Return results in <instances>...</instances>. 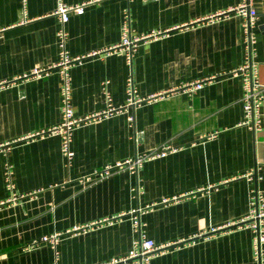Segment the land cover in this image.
I'll list each match as a JSON object with an SVG mask.
<instances>
[{"label":"crops","instance_id":"0c3cea01","mask_svg":"<svg viewBox=\"0 0 264 264\" xmlns=\"http://www.w3.org/2000/svg\"><path fill=\"white\" fill-rule=\"evenodd\" d=\"M81 1L0 0V264H101L140 237L158 247L149 264H255L242 220L256 193L264 202V101L253 130L243 0H95L70 14L66 164L47 132L61 106L54 10ZM247 2L264 95V0Z\"/></svg>","mask_w":264,"mask_h":264},{"label":"built area","instance_id":"2783aa9c","mask_svg":"<svg viewBox=\"0 0 264 264\" xmlns=\"http://www.w3.org/2000/svg\"><path fill=\"white\" fill-rule=\"evenodd\" d=\"M95 0H84L75 4H65L58 2L56 4L54 14L57 17L58 27L55 31L56 46L58 49L57 61L54 67L58 68L60 85V121L59 123L52 127L47 132L57 133L60 137V151L65 158L66 164L69 162L72 151L70 149L71 131L78 122V120L72 118V109L70 103V87L69 79L67 76V69L72 63L77 60V58L70 57L65 48V42L67 33L65 30V23L68 20L70 14L80 15L84 12V7L91 4ZM237 12L246 17L245 22V33H247V38L245 42V56L244 62L240 70L242 72V86H243V109L245 113V123L250 125L253 130H259L261 126V116L260 107L264 101V95L262 93L261 86L257 80L256 68L251 60V35L249 33V27L253 22V18L256 15L255 10L249 8L247 0H243L240 6L237 8ZM137 37H132L129 34L127 26L122 27L121 40L119 46L123 51H125L127 57L131 53L134 47ZM104 83H107L105 81ZM201 83H192L194 89H198ZM128 94H131L130 83H128L127 88ZM167 148L161 150L155 155H164ZM151 156V155H150ZM144 157H136L135 160H127L126 164L132 169H137L140 162ZM8 176L10 171L9 167L5 171ZM107 174V171H105ZM256 197V207L250 210L248 215L244 217L242 222L245 227L250 228L254 232L253 236V251L255 257V264H264V211H263V197L260 194L255 195ZM42 241L50 240L53 241V237H41ZM158 247L154 244L152 239L140 237L136 240L132 247L127 251V253L121 257L111 259L110 261L101 264H149L151 254ZM52 264H57L54 260Z\"/></svg>","mask_w":264,"mask_h":264}]
</instances>
